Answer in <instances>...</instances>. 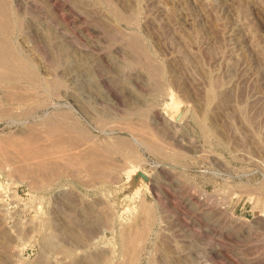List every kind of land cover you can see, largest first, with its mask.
Returning a JSON list of instances; mask_svg holds the SVG:
<instances>
[{
    "label": "rangeland",
    "instance_id": "obj_1",
    "mask_svg": "<svg viewBox=\"0 0 264 264\" xmlns=\"http://www.w3.org/2000/svg\"><path fill=\"white\" fill-rule=\"evenodd\" d=\"M0 4V264H264V0Z\"/></svg>",
    "mask_w": 264,
    "mask_h": 264
},
{
    "label": "bare ground",
    "instance_id": "obj_2",
    "mask_svg": "<svg viewBox=\"0 0 264 264\" xmlns=\"http://www.w3.org/2000/svg\"><path fill=\"white\" fill-rule=\"evenodd\" d=\"M0 8H1V4H0ZM4 11H6V9ZM6 65H11L13 67H16L29 80L33 79L32 76L30 75V71H28L26 64L18 60L13 55L6 41L0 38V79L2 78L6 80L9 77L8 72L5 70ZM151 149L153 151L154 148H151ZM154 150H157V149H154ZM77 162L84 167H89L92 164L91 162L87 160H81V159H77Z\"/></svg>",
    "mask_w": 264,
    "mask_h": 264
},
{
    "label": "water",
    "instance_id": "obj_3",
    "mask_svg": "<svg viewBox=\"0 0 264 264\" xmlns=\"http://www.w3.org/2000/svg\"><path fill=\"white\" fill-rule=\"evenodd\" d=\"M132 188H138L141 183L147 184L149 183V177L142 171H136L130 175Z\"/></svg>",
    "mask_w": 264,
    "mask_h": 264
}]
</instances>
